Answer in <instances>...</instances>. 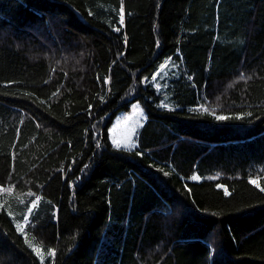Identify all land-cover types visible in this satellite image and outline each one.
<instances>
[{
    "label": "trees",
    "instance_id": "trees-1",
    "mask_svg": "<svg viewBox=\"0 0 264 264\" xmlns=\"http://www.w3.org/2000/svg\"><path fill=\"white\" fill-rule=\"evenodd\" d=\"M258 167L264 0H0V264H264Z\"/></svg>",
    "mask_w": 264,
    "mask_h": 264
},
{
    "label": "rangeland",
    "instance_id": "rangeland-1",
    "mask_svg": "<svg viewBox=\"0 0 264 264\" xmlns=\"http://www.w3.org/2000/svg\"><path fill=\"white\" fill-rule=\"evenodd\" d=\"M145 118L146 113L142 105L138 102L133 103L129 110L120 112L116 117L110 127V139L122 146L127 144L128 148L133 147ZM17 222L19 223V221ZM41 258L45 262L43 255Z\"/></svg>",
    "mask_w": 264,
    "mask_h": 264
},
{
    "label": "snow or ice",
    "instance_id": "snow-or-ice-1",
    "mask_svg": "<svg viewBox=\"0 0 264 264\" xmlns=\"http://www.w3.org/2000/svg\"><path fill=\"white\" fill-rule=\"evenodd\" d=\"M121 11H123V10H121ZM120 20H121V22L123 21V15L120 16ZM117 31H119V29H117ZM241 78H243V77H241ZM165 107L167 108V107H169V106H168V105H165ZM203 111H204V112H208V109H207V108H203ZM212 115H215V113H212ZM248 115H250V114H248ZM216 118L219 119V120H226V119H229L230 117H228V116H224V115H219V116H216ZM237 118H243V117H237ZM114 145H115L117 148H121V147H123L125 150H129L127 144H125V145L122 146V145H120L119 143L114 142ZM192 179H193V180H196V179H198V177L193 176ZM251 182H252L253 184L257 185V187H259V184H258V182H257L256 180H253V181H251ZM261 191H264V188H261ZM34 207H35V204H33L32 207H30V208L28 209V212H31V211H32V208H34ZM19 227H20V226L18 225V228H19ZM21 230H22V229H21ZM37 254H39V253H37ZM52 254L54 255V250H52Z\"/></svg>",
    "mask_w": 264,
    "mask_h": 264
},
{
    "label": "bare ground",
    "instance_id": "bare-ground-1",
    "mask_svg": "<svg viewBox=\"0 0 264 264\" xmlns=\"http://www.w3.org/2000/svg\"><path fill=\"white\" fill-rule=\"evenodd\" d=\"M201 103H202V102H201ZM202 104H204V103H202ZM260 166H261V165H260ZM262 167H263V166H262ZM258 168H261V167H258ZM256 169H257V168H256ZM261 170H262V172H263L264 169L261 168ZM250 171H251V170H250ZM252 171H253V173H254V170H252ZM255 172H256V171H255ZM258 173H259V172H258ZM259 174H260V173H259ZM252 177H253V176H252ZM252 179H253V178H252ZM252 179H251V180H252Z\"/></svg>",
    "mask_w": 264,
    "mask_h": 264
}]
</instances>
